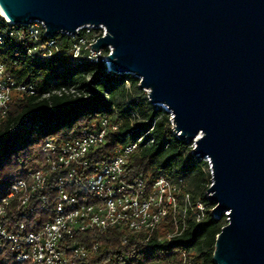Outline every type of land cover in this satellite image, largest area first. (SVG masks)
Segmentation results:
<instances>
[{"label": "water", "instance_id": "water-1", "mask_svg": "<svg viewBox=\"0 0 264 264\" xmlns=\"http://www.w3.org/2000/svg\"><path fill=\"white\" fill-rule=\"evenodd\" d=\"M12 22L48 37L103 24L91 44L140 79L176 136L209 158L207 199L227 224L215 264H264V0H0Z\"/></svg>", "mask_w": 264, "mask_h": 264}, {"label": "trees", "instance_id": "trees-1", "mask_svg": "<svg viewBox=\"0 0 264 264\" xmlns=\"http://www.w3.org/2000/svg\"><path fill=\"white\" fill-rule=\"evenodd\" d=\"M4 38L5 42L0 44V62L18 81L33 85L36 95L14 92L8 115L0 117L2 185L8 187L37 165L42 159L41 146L45 139L98 129L106 119L111 123L106 142L93 148L88 153L89 159L98 161L112 157L118 149L137 142L138 148L126 165L131 177L148 182L159 175L170 179L183 177L193 197L206 199L211 181V175L206 173L208 162L192 153V143L176 136L171 114L149 101L147 92L139 88L138 77L107 72L102 62L74 60L69 49L75 39L68 34L55 37L61 52L46 59L31 58L26 42L18 43L8 34ZM63 87H74L80 94H53ZM46 93L50 95L43 96ZM56 175L50 173L47 188L36 197L52 193ZM79 177L80 182L83 176ZM35 203L36 198L31 204ZM23 210L17 200L12 199L3 225L15 231ZM44 213L36 211L26 222V231L38 230L45 218L37 221L36 216ZM188 221L189 227L181 236L167 241L158 239L171 227L169 219L164 220L154 230L147 246L143 243L144 235L138 232H129L128 241L124 242L126 230L122 227L90 229L65 241L89 246L98 243V250L90 249L79 264H179L181 252H187L192 264H215L216 237L228 222L226 216L216 218L209 214L203 222ZM17 254L10 243L0 238V264H35L31 260L19 262Z\"/></svg>", "mask_w": 264, "mask_h": 264}, {"label": "built area", "instance_id": "built-area-1", "mask_svg": "<svg viewBox=\"0 0 264 264\" xmlns=\"http://www.w3.org/2000/svg\"><path fill=\"white\" fill-rule=\"evenodd\" d=\"M16 25L20 24L6 18L0 7V44L5 42L4 35L8 34L18 43L29 45L31 58L46 59L61 52L58 40L46 35L42 21L20 25L22 28H16ZM106 34L103 24L86 25L78 30L77 35L68 34L75 39L69 49L74 60L105 63L109 72L107 57L111 48L97 51L91 47ZM14 92L36 95L33 85L18 81L0 62V117L8 115ZM53 94L76 96L80 92L74 87H63ZM49 95L43 94L45 97ZM110 126L105 119L98 129H84L78 134L45 139L41 146L42 159L34 168L8 187L0 182V238L18 252L19 262L79 264L90 249L98 250V243L89 246L67 243L65 239H74L76 233L90 229L122 227L126 230L124 242L128 241L129 232H138L144 235L143 243L147 246L154 230L166 219L171 227L158 239L172 241L188 229L189 219L199 223L209 214L214 216V205L208 201L207 191L206 199L193 197L189 183L183 177L170 179L159 175L153 182L131 177L126 165L129 156L138 148L137 142L118 149L112 157L98 161L89 159L88 153L93 148L105 144ZM205 160L211 175V161L209 158ZM52 172L57 173L52 193L36 197L38 192L47 188ZM80 175L83 178L79 182ZM211 183L212 176L209 186ZM35 198L33 205L31 202ZM12 199L24 208L15 231L3 225ZM36 211L50 213L51 217L43 221L38 230L26 231V222ZM180 258L179 264H192L187 252H181Z\"/></svg>", "mask_w": 264, "mask_h": 264}, {"label": "rangeland", "instance_id": "rangeland-1", "mask_svg": "<svg viewBox=\"0 0 264 264\" xmlns=\"http://www.w3.org/2000/svg\"><path fill=\"white\" fill-rule=\"evenodd\" d=\"M57 36H58V35H57ZM55 37H56V36H55ZM144 91H145V90H144ZM170 122H171L172 127H173L172 115H171V118H170ZM206 173H207V175H208V173H209L208 169H206ZM209 174H210V173H209ZM1 180H2V179L0 178V182H2ZM209 180H210V176H209ZM5 187H6V186H5ZM4 190H5V188H4ZM40 217H43V218H45V220H47V219H50L51 214H50V213H44L42 216L38 215V216H36V220H37V221H40Z\"/></svg>", "mask_w": 264, "mask_h": 264}, {"label": "bare ground", "instance_id": "bare-ground-1", "mask_svg": "<svg viewBox=\"0 0 264 264\" xmlns=\"http://www.w3.org/2000/svg\"><path fill=\"white\" fill-rule=\"evenodd\" d=\"M4 13V12H3ZM4 15H5V13H4ZM6 16V15H5ZM6 18H7V16H6ZM10 20V19H9Z\"/></svg>", "mask_w": 264, "mask_h": 264}]
</instances>
